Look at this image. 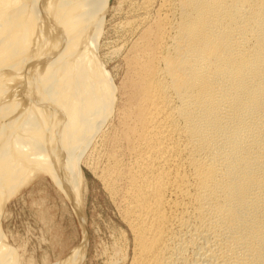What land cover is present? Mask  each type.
Listing matches in <instances>:
<instances>
[{
    "label": "bare ground",
    "instance_id": "bare-ground-1",
    "mask_svg": "<svg viewBox=\"0 0 264 264\" xmlns=\"http://www.w3.org/2000/svg\"><path fill=\"white\" fill-rule=\"evenodd\" d=\"M110 1L0 0V264L18 260L1 232L5 203L37 173L82 225L57 264L83 262L80 162L117 92L97 57ZM164 1L177 20L159 14L156 39L131 57L138 102L122 112L124 134L119 124L131 161L112 151L101 183L122 194L130 264H264V0Z\"/></svg>",
    "mask_w": 264,
    "mask_h": 264
},
{
    "label": "rangeland",
    "instance_id": "rangeland-1",
    "mask_svg": "<svg viewBox=\"0 0 264 264\" xmlns=\"http://www.w3.org/2000/svg\"><path fill=\"white\" fill-rule=\"evenodd\" d=\"M145 1H149L150 3L148 2L149 4H147ZM163 2L165 1L163 0ZM130 4H132V6ZM161 4L162 0H111L104 18L103 26L101 27V34L97 43V57L104 64L117 92H115V105L111 117L108 122L105 123L104 127L101 128L102 131L100 130V132L94 136L93 141H95L96 144L91 142L86 152L83 154L80 162V169H82L80 198L83 212L82 214L84 217V227L87 234V246L85 256L81 264H112L113 262H116L115 264H130L131 262L133 243L130 231L128 230L126 224H124V221L122 222L123 214L121 207L123 204H120L123 203L121 199L122 194L120 190H117L116 194L114 193L117 196L111 194L108 189H105L106 183H101L106 182V177L103 175L106 176L105 172L108 167L107 164L110 165L111 163L109 156H113V154L117 152L116 150H118V155L124 158L121 160L117 153L114 154L116 155L114 159L118 160L117 162H120V160L123 162L120 166L125 167L131 161V159H129L130 154H127L130 153V151H128L130 149H127L130 145H128L124 139L122 140V134H124V124L122 126L121 122L126 124V122L122 119L123 115L126 114L125 110L127 109V112L133 111V108L136 107L135 105L138 102L136 94L132 93V91L135 92L133 86L135 85L137 79L134 78L135 76L137 77V70H134L135 65L133 61L134 58L144 56L143 54L145 53L143 52L147 48L144 46L147 33H149L152 37V34L156 31V33H154L155 38L152 37L156 39L157 28L154 25L156 23L153 22L158 21L157 23H159V18H161V20L164 19L167 17L165 16L166 14L168 15L167 19L169 21L174 22L177 20V11L174 13V10L172 11L171 9H167V6H165L164 3V6L162 5L163 7ZM145 5H148L147 7L149 8L145 7ZM142 8H145V11ZM169 10L171 11L170 15ZM173 15L176 20L175 18H172L174 17ZM142 30L143 32L147 30V32L141 34ZM150 32L153 33L151 34ZM139 35L140 38H137ZM141 35H143V37ZM151 37H149V40H152L153 42L154 40ZM139 39L143 41L140 43V41H138ZM154 42L152 43V49L156 50L157 46L155 47V45L157 44L156 41ZM134 45L136 48L135 50L133 47ZM137 46H141L142 48L139 47V49H137ZM140 49H142L143 54H141ZM132 51L135 54H133ZM136 51H139L140 53H136ZM132 55H135L133 59L131 58ZM124 60L126 61L124 62ZM130 65L132 67H130ZM129 79L130 83L128 82ZM127 96L129 98L128 100ZM134 96L135 99H131L134 98ZM131 100L137 101L133 102ZM129 105L132 107L130 110L128 109L130 107ZM118 117L119 120H117ZM121 119L123 121H120ZM119 124L123 129V133L122 129L120 130L121 127ZM120 131L122 134L119 133ZM106 132H109V135ZM110 133L112 134L111 136ZM98 137H102V139H99ZM105 137L107 139L109 138V140H106ZM110 137H112V140ZM120 137L121 139H119ZM107 141L110 142L108 143ZM118 143L121 145L119 146ZM124 144L128 146L125 148L126 145ZM114 145H116L117 148ZM93 147L95 149H93ZM108 147L109 149H107ZM107 150H111V153H108L110 151L107 152ZM112 151H114V153ZM120 153L124 155H121ZM106 157H109V160H106ZM124 164L126 165L124 166ZM34 177L33 180H31L32 182L30 181L27 185L18 189L5 203L3 210L5 214L1 219V232L4 236V240H6L5 242L11 248V251L13 253L15 252L16 259H18L16 260L17 264H57L63 262L66 257H70L80 247L83 237L81 230L82 225L80 224L70 200L58 187H56L50 179V176L43 173H37ZM119 186L120 188H123L124 183H117V187ZM106 190L107 192H110V194L106 193ZM109 195H111V197H109ZM114 198L119 202H117ZM118 207L120 209H118ZM121 232L125 234V236L122 234L124 239L121 237ZM126 244L127 246H125ZM123 250H127V254L125 253L126 251ZM117 251L120 252V256L117 254ZM124 253L126 257H124ZM116 254L119 258H117L118 256ZM125 259L127 260L125 261ZM108 261H111V263H108Z\"/></svg>",
    "mask_w": 264,
    "mask_h": 264
}]
</instances>
